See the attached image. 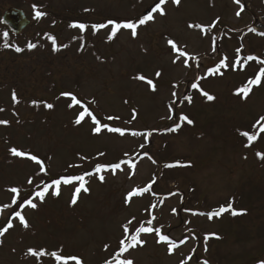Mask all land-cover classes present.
Segmentation results:
<instances>
[{"label": "rangeland", "instance_id": "obj_1", "mask_svg": "<svg viewBox=\"0 0 264 264\" xmlns=\"http://www.w3.org/2000/svg\"><path fill=\"white\" fill-rule=\"evenodd\" d=\"M157 2L0 0V17L14 7L30 21L19 34L0 22V121L7 122L0 124V227L13 223L0 237V264H57L51 255H29V249L76 257L82 264H115L122 226L133 218L132 231L141 224L161 228L162 235L179 245L169 254L166 243H157L155 232L142 233L145 243L119 257L133 264L264 262V159L257 155L264 154V122L257 124L264 116V77L258 86L248 84L264 68V36L258 34L264 33V0H180L178 5L167 0L166 14L153 13L152 20L137 28L136 37L122 28L109 40L112 25L93 31V25L109 20L136 22ZM36 10L45 15L36 19ZM73 23L86 28L81 32L70 27ZM253 25L258 32L249 31ZM50 36L58 51H53ZM169 39L188 57L173 63L176 53ZM29 44L36 47L29 50ZM248 56L257 59L245 61ZM224 58L229 67L209 74ZM139 75L152 80L155 91L146 80L136 79ZM245 86L250 88L246 98L237 94ZM202 92L214 99L207 100ZM62 93L73 94L102 125L125 134L105 128L95 134L91 117L75 124L83 109L69 107L72 99ZM48 103L51 109L45 107ZM181 114L193 123L181 121ZM177 124L180 127L170 131ZM241 132L258 136L246 147L249 142ZM12 148L37 156L47 174L27 155L13 156ZM122 159H131L135 169L122 165L115 174L94 172L97 164ZM88 172L93 174L84 176L87 192L76 194L80 181L73 180L61 183L58 195L52 194L57 191L53 186L43 202L35 199L36 209L19 207L20 197L12 204L13 187L28 196L40 190L37 185ZM153 180L150 192L126 203L129 192ZM74 195L77 202L72 204ZM229 203L243 214L233 216L230 210L209 220L207 213ZM16 211L28 228L19 223Z\"/></svg>", "mask_w": 264, "mask_h": 264}, {"label": "snow or ice", "instance_id": "obj_2", "mask_svg": "<svg viewBox=\"0 0 264 264\" xmlns=\"http://www.w3.org/2000/svg\"><path fill=\"white\" fill-rule=\"evenodd\" d=\"M166 2H167V0H158V2L151 9V11L147 15H144L142 18H139L138 21H136V22L128 21V22H125V23H114L113 21L109 20L108 24L93 25L92 26L93 31H98L99 29L105 28L108 25H112L111 33H110V35L108 37L109 40H111L113 37H115V35L117 34L118 30H120L122 28L123 29H130L131 33H132V36L136 37L137 28L140 25H144L148 21L152 20L154 18L153 17V13H158L160 15H165L166 14L165 10L163 8V5H165ZM236 2L239 3L240 0H236ZM172 3L178 5L180 3V0H172ZM34 8H35V6H34ZM241 11H243V7H241ZM241 11H237L236 15L239 16L241 14ZM44 15H45V13H43L41 11H38V10L35 11V18L36 19H40ZM215 24H216V22H213V24L211 26H209L207 30L211 31L212 28L215 27ZM70 27L78 28L81 32H83L85 30V28H86V25H84L82 23H73L72 25H70ZM189 27L190 28L195 27L197 29H202L203 26H201L199 24H196V25L190 24ZM249 31L254 32L255 29L254 28H250ZM258 34L264 36V33H258ZM4 35L7 36V33H4ZM49 39L52 41L53 51H58L59 48L56 45V41H55L54 37L50 36ZM168 44L173 49L174 53H176V57L173 60V63H177L182 58L188 57V53H186L185 51L180 49L178 47V45L173 40L169 39L168 40ZM4 47H8V45L5 44ZM35 47H36L35 44H29L28 45L29 50L32 49V48H35ZM15 51L16 52H20V51H22V49H20L19 47H16ZM239 51H240V49H237L238 53H239ZM191 59H194V58H191ZM226 59L227 58L221 59L218 65H216L213 68L208 69V73L209 74H218V73H220L221 69L229 67V65L226 63ZM256 59L257 58L254 57V56H248V57L245 58V61H251V60H256ZM260 63H264V61H260ZM184 64H185V67L189 66L187 59H184ZM156 75H157V77H159L161 75V73L157 72ZM262 77H264V68H261L260 71L256 74L255 78L254 79H250L248 81V84L249 85H253V86H258L261 83ZM136 79H139V80H142V81L146 80V78L143 75L137 76ZM146 82L152 87V90L155 91V85H154L153 81L152 80H146ZM174 87H176V85H174ZM192 87L195 89V88H198V85L196 83H193ZM249 91H250V88L245 86V87L239 89L237 91V94L243 93L244 97L246 98L248 93H249ZM202 94L204 96H206L207 100H209V101L214 99V97L212 95L208 94L207 92H202ZM61 95L62 96H70L71 97L72 104L69 105V107H72L73 105H80V107L83 109V111H81L79 113L78 117L75 119V124L79 125L82 122V120H84L85 117H91L93 122H94V124H95V127L93 128V132L95 134H99L101 132L102 128L107 129V131H109V132L119 133L121 136H123L125 134L124 130H122V129L118 128V127H109L106 124L102 125L100 123V121L97 120V118L93 115V113L88 109V107H86L84 104H82L81 101L78 100L73 94H71V93H62ZM173 96L174 97L176 96L175 92L173 93ZM12 99H13L14 102H18L15 93H13ZM185 99H187V101L189 103H191V97L190 96L185 97ZM174 104H175V101H173V105ZM45 107L51 109L53 107V105L48 103V104L45 105ZM171 110H172V107L170 106V111ZM0 111H2V109H0ZM135 118H136L135 110H133V119H135ZM168 118L171 119L172 116H169ZM108 119L109 120L118 119V117H108ZM180 120L181 121H186L189 125H191L193 123V121L191 119H189L184 114H181ZM261 122H264V116H261L259 118V120L257 121V124H261ZM6 123H7L6 121H0V124H6ZM179 127H180V125L177 124L176 127L171 128L170 131L174 132ZM254 127H255V125H254ZM260 132H264V125H262L260 127ZM131 134L134 135V136L135 135H141V133H138V132H132ZM150 134L151 133H149L148 135H150ZM240 134L245 136V137H247V140H248L249 143L245 145L246 147L250 146L251 142L255 141L257 139V136H258V134L254 135V134H249L248 132H241ZM141 147H143V145H141ZM10 152H11V154L13 156H16V157H24V156L27 155L28 159L34 161L37 165H39L40 173H43L45 175L47 174L44 163L37 156L31 155V154H27V153H25L23 151L17 150L16 148L10 149ZM101 155H103V154H101ZM257 155L261 159H264V154L257 153ZM125 156H127V153L125 154ZM148 158L151 159L150 156ZM153 162H155V161H153ZM122 165H127V167L129 169H135V167H136V164L134 162H132L131 159H122V160H120L117 163H111V164H107V165H105V164H97L95 169H94V172L95 173H102L104 171H109L110 170L113 174H115L117 170H123L122 169ZM174 166H177V165H174V164H166V165H164V167H166V168H170V167H174ZM92 174H93L92 172H88V173H85L84 175H81V176H76V177L66 176V177H61L60 179H53L51 181V184L37 185L36 187L39 188L40 190L35 191L34 193L29 194L28 196H21V191L22 190L18 189L16 187H13V188L10 189V191L14 194L13 197H12V204H17V197H20L22 199L23 203L18 205L19 207L23 208V207L26 206V207H30L32 209H36L37 208V203L34 202L35 199L38 198L41 202H43V200L45 199L46 195L49 193V189L51 187H53V186L57 187V191L53 192L52 194L53 195H58L59 194L58 186L61 185V183L70 184V183H72L73 180L80 181L79 187H77L76 190H75L76 194H79L81 192V190H83L84 192H87L88 189L85 187L84 176L85 175H92ZM99 179L103 182L104 176L100 175ZM153 183H155V180H153L151 183H149L145 187L133 189L131 192H129L127 194L126 203L134 196H139V195H143L144 193L150 192L152 190V184ZM28 184L32 185L33 184V180L29 179L28 180ZM76 202H77V196L74 195L73 199H72V204H75ZM4 207L8 208L10 206L9 205H5ZM153 207H155V206L153 205ZM230 210H231V214L233 216L239 215V214H243L241 212H237L235 210H232V205H231V203H229V205L227 207L221 206L218 210L213 211V212H209L206 215L208 216L209 220H211L213 217H218L222 213L228 212ZM172 211L175 213L176 210L173 209ZM194 214H197V213H194ZM198 214L204 215V213H198ZM15 216H16V218H18L19 223L24 228H28L29 227V224H28L26 218L21 214L20 211H16L15 212ZM134 219L135 218H133L132 220H129L126 224H124L122 226L123 227L124 236L119 242V245H120L119 252L116 254V256L113 257V260L115 261V264H133L132 260H130V259H119V257L123 253L127 252L129 249L135 248L137 245H143V243H145L142 239H140V236H141L142 233H153V232H155V235L158 237L157 243H161V242L166 243V245L168 246L169 254H172L173 251L179 246L178 244L173 242V240L170 239L169 236L162 235L161 234V228H154V227H151V226L145 227L143 224H141L139 227H136L134 231H132L131 230V225H132ZM154 219H155V217L153 216L152 219H149L147 221V224L148 225H152V222H153ZM12 227H13L12 221H10V220L7 221V226L6 227H0V237L4 236L5 233H7ZM211 235H215V234H211ZM216 238H219V237H216ZM204 239H205V242H206L209 239V235H205ZM183 243H185V241L181 240L180 244H183ZM107 247L108 246L106 245L105 248L107 249ZM205 250H207V249H205ZM28 254L33 256V257H36L38 259L40 257H43L44 255H51L52 257L55 258V260L57 261V264H68L69 260H74L75 264H82V262L80 261L79 258H76V257L65 258V257H63L62 255H60V254H58L56 252L47 253L44 250L36 251V250H33V249H29L28 250ZM105 264H112V261H105ZM181 264H188V262H187V260H184V261H181ZM204 264H207V262L205 261ZM262 264H264V262H262Z\"/></svg>", "mask_w": 264, "mask_h": 264}, {"label": "water", "instance_id": "obj_3", "mask_svg": "<svg viewBox=\"0 0 264 264\" xmlns=\"http://www.w3.org/2000/svg\"><path fill=\"white\" fill-rule=\"evenodd\" d=\"M0 20L14 34H19L30 24L26 14L21 9L14 7L6 9L1 15Z\"/></svg>", "mask_w": 264, "mask_h": 264}, {"label": "trees", "instance_id": "obj_4", "mask_svg": "<svg viewBox=\"0 0 264 264\" xmlns=\"http://www.w3.org/2000/svg\"><path fill=\"white\" fill-rule=\"evenodd\" d=\"M6 28V27H5ZM7 29V28H6Z\"/></svg>", "mask_w": 264, "mask_h": 264}]
</instances>
